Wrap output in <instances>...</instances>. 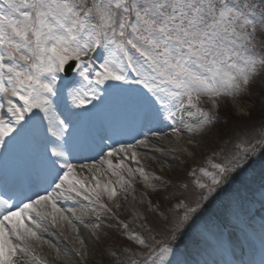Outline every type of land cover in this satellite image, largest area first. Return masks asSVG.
Returning <instances> with one entry per match:
<instances>
[{
	"label": "snow or ice",
	"instance_id": "6c2138e0",
	"mask_svg": "<svg viewBox=\"0 0 264 264\" xmlns=\"http://www.w3.org/2000/svg\"><path fill=\"white\" fill-rule=\"evenodd\" d=\"M262 36L264 0H6L0 6V94L7 103V115L0 111V149H4L0 158L6 157L14 142L39 137L44 163L27 187L7 199L0 196V264H49L38 252L44 245L54 250L55 259L62 264H83L87 250L79 238L77 223L81 221L75 210L66 211L58 201L82 199L88 202L89 212L111 213L104 198L115 201L120 191L126 193L136 174L153 191L158 188L151 180L163 179L150 175L144 167L126 165L123 159L116 164L110 159L122 154L140 164L136 148L154 147L147 136L136 144L110 148L108 159L101 161L113 170L115 183L96 179L89 186L77 177V166L68 156L75 146L79 122L88 113L74 111L73 106L83 109L91 101L88 93L71 89L69 104L64 87H58L62 74L77 72L92 85L89 91L100 104L119 85L109 84L103 98L97 94L99 86L109 81L140 84L161 104L167 98L181 108H195L203 119L187 131L202 134L213 120L200 107L201 98L207 97L217 106L219 98L234 101L244 94L264 70V55L256 51L257 46L264 48ZM93 55L101 62L90 70ZM93 72L94 79H89ZM130 73L135 74L134 80ZM57 107L62 108L63 119L56 116ZM172 131L177 137L183 135L181 128ZM258 143L264 144V136ZM192 144L189 139L183 151ZM158 151L172 150L161 147ZM242 159L237 149L236 155L212 164L213 171L201 168L200 176L193 171L195 185L214 191L228 173L243 170ZM81 167L96 168V164ZM207 198L201 193V200ZM148 204L149 212L167 219L159 205ZM200 206L199 202L196 207L178 202L175 207L185 211L182 220L172 224L173 229L178 230ZM49 226L62 232L71 229L79 244L74 255L45 240L43 234ZM120 226L136 247L121 253L116 264H173L168 259L172 248L166 241L156 240L155 229L146 218L141 225L143 235L130 231L123 221ZM172 235L174 232L169 238ZM109 254L115 256L116 252L109 250Z\"/></svg>",
	"mask_w": 264,
	"mask_h": 264
},
{
	"label": "rangeland",
	"instance_id": "374dc122",
	"mask_svg": "<svg viewBox=\"0 0 264 264\" xmlns=\"http://www.w3.org/2000/svg\"><path fill=\"white\" fill-rule=\"evenodd\" d=\"M5 3L6 0H0V6ZM261 39H264V36ZM256 51L258 55H264V48L257 46ZM100 62L93 55V64L89 65L90 70L98 66ZM130 76L133 80L136 78L133 73H130ZM62 77L63 80L58 82V87H64L69 104L72 103L71 97L68 95L71 89L83 90L88 93L87 99L91 101L83 109L73 106L74 111L82 112L85 111L86 107L94 106L95 99L92 98L89 91L92 85H89L88 81L81 78L77 72V78H74L72 82L66 80L64 74ZM89 79H94V72ZM109 84L119 85L118 88L111 91L109 96L128 99L126 102L129 105L120 107L125 110H127V106L132 107L136 112L134 121L137 124L140 118L137 115L143 114L141 115L144 117L143 120L140 119L142 120L141 127H146L147 131L137 137V141L144 139L145 136L150 140L149 132L151 131L160 133V135L164 133L170 139L174 133L172 129L174 127L181 128L183 132L182 142L187 145L189 139L193 141L190 147L193 156L190 159L186 157L180 161L167 163L164 167L165 172L162 173L164 180L155 184L158 188L157 191L148 187L146 189L144 183L139 179L132 182V187H127L126 193L120 191L116 200L123 199L130 202L134 206L136 215L123 207V202L120 203V208L116 209L113 203L115 201H109L106 197L104 202L112 208L111 213L99 209L92 212L85 210L81 216L80 224L83 231L81 236L87 250V259L83 264H116V261L122 258L121 253L126 252L129 248H135L134 242L125 235V230L120 226V222L127 223L132 231L143 235L144 229L141 225L144 223L146 213L149 212L148 201H151L153 205H159L160 212H163L165 216L167 212L172 213L171 224L179 222L184 216L185 210L175 207L178 202L190 203L192 207H196V202L201 205L195 213H189L188 219L183 221L178 230L173 229L170 225L153 233L156 240L166 241L172 248L173 253L168 259H173V264L178 261H181L180 264H198L202 258L209 256L207 254H209L212 242L216 241L215 238L226 241L225 239L230 238V236L231 239L239 237L241 247L237 254H233L231 262L224 261L223 264H250L252 260L250 257L251 235L259 231L256 222L260 221V224H264V144L258 143L264 136V107L260 103L261 110H256L257 95L260 92L257 94L254 90L256 85L264 86V70L253 80L244 94L234 101L222 97L217 99V106H214L209 98H201L200 107L205 112L210 113L213 120L210 128H207L202 134L199 132L193 134L187 131V128L196 127L203 119V116L197 113L195 108L191 107L192 109L189 111L193 115H189L186 120L180 121L178 119L179 112L189 106L186 105L181 108L179 103L167 98L161 104L140 84L109 81L102 86ZM99 90L97 94L102 93ZM254 93L257 95L254 96ZM137 98L139 99L138 102L135 100ZM259 98L261 102H264L260 95ZM53 99L55 104V98ZM5 102L3 94H0V111L6 114L4 111ZM211 108L214 112L210 110ZM256 111H260L259 113L262 115L260 117L258 115L255 124L248 122ZM117 121L115 118L119 128L125 131V126L123 127ZM108 122L111 127L118 128L116 124ZM185 122L187 123L184 125ZM106 140L107 142L110 141L109 138ZM136 142L132 143L136 144ZM237 149L243 156L240 161L242 171L237 169L235 173H228L227 180L215 186V190L212 192H208L207 189H200L195 185V177L192 176L193 171H196L197 176H200L199 170L201 168L213 171L212 164L220 163L226 158L236 155ZM245 150L248 151L247 156L243 155ZM204 182L208 183L207 178H204ZM201 193L208 197L207 200H201ZM63 209L66 211L73 210L69 205L63 206ZM151 214L155 216L153 217L154 221L156 218L157 221L168 220L160 217L158 213ZM137 215L139 218H134ZM147 221L149 225L152 223L150 219ZM96 225H99V228ZM173 232L174 235L169 238ZM52 233L59 235L57 231H52ZM158 237L162 239H158ZM61 244H63L62 247L60 246L62 251L68 250L74 255L76 249L72 247L69 241L64 240ZM109 250L116 252V255H110ZM75 259L79 262V257ZM48 261L49 264H62L55 257L48 259Z\"/></svg>",
	"mask_w": 264,
	"mask_h": 264
},
{
	"label": "bare ground",
	"instance_id": "6f19581e",
	"mask_svg": "<svg viewBox=\"0 0 264 264\" xmlns=\"http://www.w3.org/2000/svg\"><path fill=\"white\" fill-rule=\"evenodd\" d=\"M107 87L103 86L101 88L102 90V98L105 94V89ZM116 101V102H114ZM129 105L126 101L123 100L121 97H110L107 96L106 99L103 101V103L100 104L98 101L96 103V110H94L91 106L86 107L88 115H86L78 125L77 130V136L75 140V146L71 149L69 152L68 159L71 163L75 164L76 167V173L77 177L79 179H83L86 184L89 186L95 184L96 179H99L101 182H106L108 180H112L114 183L117 180V177L112 175V169H110L106 162L101 163V161H106L108 159L107 153L112 147L119 148L118 146H114L111 144L110 146H107V144L104 142V137L106 135L105 129L107 126L104 127V125H108L107 121H111V117L116 118L124 128L128 131L129 136L135 135L136 132L140 131V128L142 126L141 121L143 120V115L139 116L138 124L136 121L135 114L136 112L132 110L131 107L127 106V110L121 108L120 106ZM7 108V103L5 102V112ZM189 110H186L185 112L181 111L179 114L180 121L186 120L189 116L188 113L191 110L188 107ZM7 114V113H6ZM55 114L59 119L64 118L63 110H55ZM41 115H43L41 113ZM115 116V117H114ZM117 116V117H116ZM142 119V120H140ZM55 122V120H54ZM47 124V120L44 122ZM187 122L184 123V125ZM137 126V127H134ZM87 128H89L87 132ZM109 128V127H108ZM135 128V130H134ZM145 128V127H144ZM157 133V132H153ZM150 135V144L154 147H151L149 149H145L143 146H138L136 148V151L139 153V159L140 164H137L134 160L130 158H125L122 154L119 156H113L110 159H112L113 163H118L121 159L124 160L126 165H129L133 168L136 167H144L145 170L150 174L154 175L155 177H162L163 172H165L166 164L172 161H180L184 158L188 157L189 159L193 156L192 150L189 148L188 151H183L184 148L188 147L185 143L182 142L183 135L181 137H177L175 133H173V136H170L171 138H167V136L164 133H158L159 135ZM49 136L52 135L51 132L48 133ZM171 135V134H170ZM100 136V137H98ZM125 136V134H119V137ZM55 139V137H53ZM86 140L93 143L95 140L99 142V145H104V148H100L97 146H93V150L97 149L93 154H87L86 156H74L75 149L86 142ZM129 140L127 137H122L120 143L127 144ZM182 144V146H179ZM166 147L167 149H171L172 151H165L160 152L158 151L159 148ZM79 149V148H77ZM103 149V150H102ZM92 150V149H91ZM100 153H99V152ZM102 151V152H101ZM99 153L98 155H95ZM4 154V149H0V155ZM102 154V157L99 158L98 156ZM12 162H15V169L14 171L9 168L11 167L10 164ZM44 163V146L43 141L39 137L34 138H28L26 140H20L13 143L12 149L6 157L0 158V196H2L3 192L8 191V188L11 187V189H17L18 186L17 183H20L21 186H28L32 181H34L36 177V172L38 171L39 165H42ZM63 163V161H61ZM96 164V168L92 167H81V165L90 166L92 164ZM98 169V170H97ZM119 171V169H117ZM132 182L135 179L141 180L143 183V179L139 176V174H136L134 177L131 178ZM157 179H152V184H157L159 181ZM8 183L7 186L5 184ZM144 186L147 189V186L144 183ZM119 188V186L117 185ZM19 191V190H18ZM4 197V196H3ZM134 197V196H133ZM5 198V197H4ZM123 202V207L128 209L129 211L133 212L135 214L134 206L130 204V202H127V200H115V203H121ZM61 208L63 206H70L73 210L76 211V215L79 217L80 221L82 220L80 209L87 210L88 202L84 201L82 199L78 200H60L58 201ZM116 208V207H115ZM120 208V207H119ZM116 208V209H119ZM259 221V220H258ZM74 222H76L74 220ZM81 222L77 223V226L80 229L79 232V238L83 240L82 234L83 231L81 229L80 225ZM164 224H168V222H164ZM259 231L254 232L251 235L252 238V248H251V263L250 264H264V224H260L259 222H256ZM130 230V229H129ZM52 231H57L59 235H54ZM131 231V230H130ZM45 240L51 241L53 244L56 245V247L60 248L62 247L63 241H69V243L74 247L75 249L79 247L78 242H76V235L71 232L70 228H65L62 232L59 228H53L49 226V230L47 233H44ZM216 239V238H215ZM55 241V242H54ZM59 243V244H58ZM58 244V245H57ZM229 246V247H228ZM38 252L41 255H44L47 259H51L55 257V252L53 249H49L47 245H44L41 249H38ZM239 252V244L234 239L229 241L220 240V238L216 239L215 242H212L211 249L209 250V256H206L201 259V264H218L217 261H220L222 257L226 256L231 257L232 253L237 254ZM249 257V258H250ZM173 260V259H171ZM178 261L177 259H175ZM181 262V261H180ZM178 261L176 264H180Z\"/></svg>",
	"mask_w": 264,
	"mask_h": 264
},
{
	"label": "trees",
	"instance_id": "16d2710c",
	"mask_svg": "<svg viewBox=\"0 0 264 264\" xmlns=\"http://www.w3.org/2000/svg\"><path fill=\"white\" fill-rule=\"evenodd\" d=\"M264 86H262V85H256V87L254 88V90H255V93H259L260 92V94H255L254 93V96H256L257 95V103H256V105L257 106H255V108H256V110H258V109H260V103L261 104H263V107H264V102H261L259 99V95L261 96V98H262V100L264 101ZM258 89H260V90H258ZM261 110V109H260ZM260 111H256V113L255 114H253V116H251V118H250V121H248V122H251V123H253V124H255V120L258 118V115H259V117L262 115L261 113H259ZM229 129H232V127H229ZM228 130V129H227ZM192 190V189H191ZM186 198V197H185ZM167 219L168 220H165L166 222H168V224H164V222L165 221H160V220H158L157 221V218H156V222L153 220V217H155L154 215H152L151 213H148L147 214V220L148 219H150L151 220V226L154 228V229H157V230H155V231H158V230H160V229H165V228H167V227H169L170 225L172 226V224L170 223L171 222V216H172V213H170V212H167ZM160 221V222H159ZM161 226H166V227H161ZM169 229V228H168ZM158 239H162L161 237H158Z\"/></svg>",
	"mask_w": 264,
	"mask_h": 264
}]
</instances>
